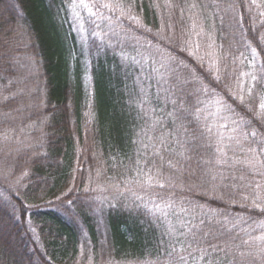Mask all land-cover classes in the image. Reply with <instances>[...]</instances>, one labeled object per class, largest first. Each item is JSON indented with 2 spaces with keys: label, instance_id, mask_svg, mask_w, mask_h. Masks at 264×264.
Listing matches in <instances>:
<instances>
[{
  "label": "trees",
  "instance_id": "1",
  "mask_svg": "<svg viewBox=\"0 0 264 264\" xmlns=\"http://www.w3.org/2000/svg\"><path fill=\"white\" fill-rule=\"evenodd\" d=\"M71 1L0 0V264H264V211L242 206L264 190V122L247 95L232 99L253 48L264 95V0H110L124 12L88 27V48ZM201 22L215 43L206 71L180 50ZM227 129L247 136L242 153L219 141ZM147 179L185 203L187 255L145 200L97 204Z\"/></svg>",
  "mask_w": 264,
  "mask_h": 264
},
{
  "label": "rangeland",
  "instance_id": "2",
  "mask_svg": "<svg viewBox=\"0 0 264 264\" xmlns=\"http://www.w3.org/2000/svg\"><path fill=\"white\" fill-rule=\"evenodd\" d=\"M86 2L89 3L90 5H93V13L94 14H91V13L87 12L86 10L79 8V7H76V8L72 7V1H71V9H70V11H71L70 17L71 18L70 19H71L73 30L76 33V36L78 38L79 44H81L83 47L87 46V48H88V46H89V40H88L89 34H88V32H89L90 28L92 27V25L94 23L100 22L102 19L106 18L107 16H110V15L116 16L117 14H122V13H121L119 7H113L111 10H109L108 8H104L101 6L103 3L111 2L110 0H86ZM120 16L121 15H118V16H116V18H118ZM120 26L121 25L115 26V31H116V33L114 35L115 37L118 34ZM88 27H90V28H88ZM209 29H210V24H208V23L205 24V23L201 22L200 25L195 27V28H193V26L191 25L190 34L191 35L194 34V35L192 36L193 40H192V37L190 39L193 42L191 41L190 44L187 43L186 45L182 44L188 50H184L183 48H180V50L182 52L181 54H183L182 57L184 58V60L187 63H188V61H187V59H188L189 61H191L192 64L199 65L204 71H206L208 69L211 61H214L213 57L215 54V51H214L215 50V43L213 42L214 38H213L212 33L208 34ZM133 33H134V31H132L131 29H128V32L125 34V37L127 35L126 38L131 40V39H133ZM196 33H199V35H196ZM97 35H98L97 32L94 33V37H97ZM189 37H190V35H189ZM190 39H189V41H190ZM149 45H151V44L148 43V45H146L145 47H147ZM196 45H199V49L196 51L195 56L190 55L189 53L192 52L196 48ZM162 47L163 46L160 45L159 47H155V49H153V50L156 53L159 51L163 52ZM149 49H152V48H149ZM169 49H170V52H172V53L174 52V51H172V48L170 46H169ZM152 54H155V53H152ZM152 54L149 53V54H144L143 56H141V60H144V63H145L144 67H147L148 63L151 62L149 60H150V56ZM200 57H203V60H201ZM245 64L246 63H241L242 66H244ZM258 65H259V60L256 58L250 64L251 68H250L249 72H251V73L254 72L253 74H255V71H253V68L255 66H258ZM214 79H215V81L219 80V79L217 80L216 78H214ZM237 79L243 80L245 89H247L246 86H248V88L254 87L253 82L250 80V78L248 81L246 80L247 77H242V78L239 77ZM236 83H237V80H235V84ZM89 84L90 83L88 82V85ZM245 99H247L246 95H245ZM232 123H233V121H232ZM225 125H226V127H225ZM220 128H229L228 120L227 121L222 120L221 124L219 123V129ZM252 131L253 130H251L250 133ZM217 137H218L219 141L221 143H223L224 148H225V146L226 147H232V148L234 147L235 150L239 151V153H242L241 152V150L243 148L242 141L245 142V136L244 135H240V133H238V135H237L236 132L233 131V129H231V130L227 129V131L225 133L221 132L220 134L217 135ZM229 137H237L239 140V143H237L236 141H234L232 139H229ZM242 137H244V139ZM6 138H7V136H6ZM257 145L260 147L259 153L262 156V154H264V152H263L264 145L262 146L258 142H257ZM253 150L255 152H257L258 147L257 146L254 147ZM2 155H0V158L4 159V156H2ZM263 160H264V158H263ZM242 162H243L242 164H245V166L247 168L252 169L257 165H260L262 161H256L252 158L250 160H247L244 157ZM249 162H251V164ZM263 169H264V164H263ZM238 174L241 175V173H238ZM233 177L236 178L239 176L236 174ZM160 184H164L165 186L160 187L159 186ZM166 185H167V182L165 180H153V181H151L150 179H147L143 183H137L136 185H134L133 188H131L129 186L128 191H125V189H121L122 192L120 193V195H119V191H117V193L114 197H112L113 194L111 192L110 193H103L104 195L102 197H99L100 202H97L98 201L97 198H94V199L97 202V204L100 205L101 208L103 207L102 203H104V201H107L109 198H114L115 200H119V199L123 198L124 196H128V194H129V198L135 199V201L141 202V201L145 200L144 205L146 207H148L150 210H154L155 211L154 216H156L159 220L162 221V223H160V224L163 225V227H162V228H164L163 232L165 231V229H167L168 236L169 237L172 236L175 239L174 243L177 246V254H179L181 256V254L183 252H186V255H187L188 252L186 250H188L190 248V246L183 243V242L177 241V240L183 239L184 236L186 235V233L189 232V227H190L191 221L186 220V219H189V216L185 212V210H186V208L184 206L185 203L183 205L182 200H177L176 198L170 197L168 191H164L162 189V188H165ZM226 185H228V184H226ZM242 188H240V191H242ZM156 189H161V191L156 192L155 191ZM252 193L253 194H251V191L249 189H247L245 192L242 193L243 194L242 200L245 201V204H243L242 206H246L249 208H257V210H259V211H264V190L262 189V186L258 187L256 185V188L253 189ZM218 198L222 199L221 197H218ZM222 200H224V199H222ZM203 224L204 223H196L195 228H197L198 226L201 227ZM260 229H262V227H260ZM262 231H264V228L262 229ZM260 237L264 239V235L263 236L260 235ZM195 257L200 259L199 255H195ZM184 261L185 262L183 264H193V263L188 262L187 260H184ZM85 264H92V263H91V261H89V262H86Z\"/></svg>",
  "mask_w": 264,
  "mask_h": 264
},
{
  "label": "snow or ice",
  "instance_id": "3",
  "mask_svg": "<svg viewBox=\"0 0 264 264\" xmlns=\"http://www.w3.org/2000/svg\"><path fill=\"white\" fill-rule=\"evenodd\" d=\"M101 6L104 8H108L109 10H111L113 7H119L122 14L124 12L122 7H120L119 5H114L111 2L103 3ZM72 7H74V8L79 7V8L86 10L87 12H89L91 14H94L93 13V5H90L89 3H87L86 0H72ZM193 7H195V5H193ZM261 15H264V13H261ZM128 18L130 20H133L137 24H140L138 17L129 15ZM193 28H195V24L193 25ZM196 35H199V33H196ZM186 43L190 44V41H186ZM198 49H199V45H196V48L192 52H190L189 54L195 56V53ZM252 56H253L254 60L257 58V52H256L255 48L252 49ZM200 59L203 60V57H200ZM212 68H217V64L215 62L210 63L209 69L211 70ZM240 77L241 78L242 77H250V80L253 82V85L257 81V76L251 72H242V73H240ZM217 79H219L218 76H217ZM203 91L207 92L208 89L205 87L203 89ZM245 95H247L253 101L252 106L249 107V109H248L252 113V116L257 120L264 122V95H260L259 98L257 99L256 96L254 95L253 87H249V88L245 89L243 80L237 79L236 88L233 89L232 99L234 101L238 100L241 105H245L248 103V101H246V99H245ZM215 102L222 110L231 111V109L226 105V103L224 102V100L222 98L217 97ZM225 127H226V125H225ZM209 131H211V129H209ZM233 131H236V130L233 129ZM262 131H264V129H262ZM250 134L253 137V139L256 137L255 131H252ZM245 138H247V136H245ZM229 139L236 140V142L239 143V140L237 137H229ZM218 151H220V154L223 155L222 150H218ZM250 151H254V150L250 149ZM249 163L251 164V162H249ZM159 186L164 187L165 185L160 184ZM69 204H71V201H69Z\"/></svg>",
  "mask_w": 264,
  "mask_h": 264
}]
</instances>
